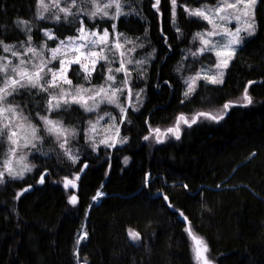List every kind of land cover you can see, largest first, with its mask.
<instances>
[{
	"label": "trees",
	"instance_id": "trees-1",
	"mask_svg": "<svg viewBox=\"0 0 264 264\" xmlns=\"http://www.w3.org/2000/svg\"><path fill=\"white\" fill-rule=\"evenodd\" d=\"M131 1L136 15L119 17L116 31L143 43L139 57H152L144 73H131V87L143 91V101L135 112L126 109L120 122L125 142L102 160L100 149L93 153L85 147L82 133L75 164L58 144L49 143L32 155L37 166L25 177L5 178L0 183V264H194L185 231L189 227L207 244L214 264H264V0L254 11V35L228 63L223 83L198 80L188 97L185 77L200 66H213L215 56H186L196 47L194 34L208 24L188 17L184 7L219 0H176V28L170 0H160L157 7L156 0ZM36 3L0 0V40L8 45L25 40L19 20L29 22L38 47L76 35L77 22L38 20ZM85 22L102 29L113 21ZM44 29L55 38L46 41ZM103 66L97 65L90 84L102 81ZM67 78L72 85L85 82L77 64ZM246 87L252 103L241 107ZM15 98L39 130L43 114L79 129L88 117L79 105L46 114V94L35 88L23 89ZM229 101L237 106L219 122L199 117L191 127L181 123L179 140L167 133L179 115L217 114ZM157 128L165 134L162 143L150 134ZM83 163L87 167L81 171ZM72 175L80 177L72 193L75 205L63 189V178ZM27 186L32 191L23 192ZM98 189L104 195L98 205L91 204ZM129 230L140 239L132 240ZM81 231L86 237L78 245Z\"/></svg>",
	"mask_w": 264,
	"mask_h": 264
},
{
	"label": "rangeland",
	"instance_id": "rangeland-1",
	"mask_svg": "<svg viewBox=\"0 0 264 264\" xmlns=\"http://www.w3.org/2000/svg\"><path fill=\"white\" fill-rule=\"evenodd\" d=\"M171 1V17H172V24L174 26V28H176L175 23H173V20L175 21V17H173V4H172V0ZM52 2L53 0H44L45 4L49 5V10L48 11H44L43 8H40L38 6V3H36V18L38 20H42V21H46L49 23H54L57 24L59 21H63L64 23H73V22H77L78 23V27L76 29V36L79 35L78 33V29L80 27V22L84 21L85 24V28L87 31L91 32V31H96L99 35H102L104 30L107 29L109 32V36H108V43H107V48L104 51V55L107 57L106 60H101L98 59L97 57H85V55H83V53H86L88 51L87 48L84 49H80L79 52H77L74 48L71 47H65L62 48L61 51L59 53H57V59L52 60V62L50 64H48V68H53V69H59L60 68V63L59 61L61 59L64 60H71L74 59L76 56H80L81 59V63H85L88 64L89 69H92V64H91V60L96 59L97 63L95 65V68L97 67L98 64H102L103 63V69H104V75H103V79L100 83H92L90 84V80H85L84 83L81 84H77V85H68L66 83L63 82L62 79H58L57 80V84L58 87H54V88H48L46 92H44L46 94L47 100L45 103V110H46V114H56L57 111H60L61 109H65L66 107H71L72 105H79L81 106L79 103H69V104H61V106L56 109L53 110L51 113L48 112L47 109V103H48V98L50 95H55L57 97H59L62 94V89L66 92L72 93L73 95L76 94V89L79 86H83L84 88L87 89H99L101 86L103 87H108L109 84H112L113 88H122L123 91L117 93V97L118 99L116 100V103H108L107 100H103V102L99 103V107L95 110V111H85V109L83 107L82 110L84 111V113H86L87 120L84 122L83 124V131L82 129H79L76 125V128H71V127H67L65 125L62 126L65 128H68L70 130H73L75 132L74 136H69L68 137V143L66 144L65 148L66 149H70L71 154H73L75 157H77L76 162L80 159L81 157V150L80 147L76 144V142H78V138L77 135L79 136L80 134L83 135V142L85 147L90 150L93 153H97L98 150H101V159L105 160L110 158V153L111 150L113 148H118L120 146H122L121 142L122 141V137L118 134L117 135V129H120V122L123 121L124 119V113H122L120 111L121 107L126 109H129L133 112L137 111L139 106L141 105L142 101H143V91L141 90H137V89H133L131 87V80H129V85L128 87H124L123 84V80L125 78V74L124 72H115L116 68L120 67V62L122 59L124 60H131L133 61V63H127L125 66L126 68L132 73V72H136L139 73V75H141L140 73H144L145 71V65L147 64V61H149L152 57V54L150 55V57H147V59L139 57L140 54V50L142 49V47L144 46L142 42L137 41L134 38H130L127 36H124L122 33H118L115 29V31H113L112 29V25L115 24V22L118 20L119 17H123V18H127L128 16H133L136 15L137 12V8L136 7H132V1L131 0H120V5H121V11L123 14L119 15L118 17H116V8H115V4H113L112 7L110 8H106L104 9V11H107L109 13V16L111 17H116L115 19H111L109 18V16H102L101 14H98L96 17L91 18L89 15L84 14L85 12H91L94 11L95 9L93 8V4H92V0H76V5L75 7H72V0H60V7H68L70 9V11L74 14V15H69L67 17L64 16V13L59 12V9L57 7L52 6ZM97 2L100 4V6H103L105 3H110L111 0H97ZM226 3H236V0H219L215 5H207V4H201L199 6H193V7H184V12L188 17L191 18H197L200 20L205 21L208 25L205 31H199L196 32L194 34V37L196 36L197 33H204L206 31H212L213 27L212 24H209L208 21L204 20L202 17H198V16H190L188 12L185 11V9H189V10H193V9H205L206 10V14L210 15V18L213 19V22L221 25V27L217 28L216 31H219L221 33H223V26L226 25L227 29H229L230 31L234 32L236 30L237 27H245L246 25L243 22H247V23H252L254 26L255 20H254V11L255 8L257 6L258 0L256 2L255 5L250 6L251 10H252V15L249 16H244L242 15V12L244 11H248V9H245L244 4L240 3L237 5V8H227L225 12L221 13V15H228V16H240L241 17V23H238L235 19H232L230 22L228 21H221L219 19V17L217 16V14L215 13V11L212 12H208V10H214L218 5L220 4H226ZM39 12H43L44 15V19H40L38 16ZM59 15L61 17V19L59 21H57L55 19V15ZM85 19L88 20H105V21H113L110 25V28H106L103 27L102 29H99L98 27L95 28H90L88 25H86ZM110 23V22H109ZM19 28L25 33V40L20 42V43H14V44H10V45H15L14 47V51H17L20 55L19 57H14L11 55V53L8 52H4L3 50V54H0V57H5V59L0 60V65L6 64L9 60L12 62L9 66H8V70L6 73L4 72H0V87H3V82L4 79L6 78V76H11L15 79H19L18 76H16V73L12 72L11 69L13 66L15 65H19L20 63V59L25 60L26 62L31 60L32 63H26L25 65H22L21 67H25L27 68L29 71L34 70L33 69V64H39L41 63L42 60H49L51 59V52L49 51L50 48H56L61 41H65V43H68V37L64 38L63 40H58L56 42V44L54 46H49L47 44L48 47H44L45 43L40 44V47H38L35 43L32 42V40L29 42L28 41V36L31 35V31L28 32L25 28L24 25H18ZM47 30H51V29H44L41 31V33L44 36V39H46V41H49L51 39H48V37H46L44 35L45 31ZM52 32V30H51ZM29 33V34H28ZM119 34V35H118ZM240 35L242 37H244L242 43L238 46H234L236 48L235 53L237 52V50L241 47V45L243 44V42L253 36H249L247 34V31H242L240 33ZM93 39H96V37H93ZM130 40L132 41L131 43H126L125 40ZM211 39L213 40H223L226 42L227 40V36L222 34L219 36H215L212 37ZM195 49L194 50H190L188 52V54L186 56H188L191 59H196L197 56H193L191 55L192 52H195L198 48L201 47L200 44V40L197 39H192ZM120 43L121 45H123L122 48L117 49L114 47V45L116 43ZM77 44H81L84 43V41H77ZM139 45H142L139 46ZM28 47H33L36 49L37 55H34L33 53H27L25 55L26 49ZM89 47H91V45H89ZM105 46L103 44H99L96 47V51L99 52L100 48H104ZM135 48V51H131V49ZM121 52L124 53V56H121ZM205 53H210L212 55L215 56L214 53L212 52H205ZM204 53V54H205ZM235 53L229 58V57H221L220 60H224V59H228V63L232 60V58L234 57ZM201 56V55H198ZM103 61V62H102ZM135 61H145L143 64H137L135 63ZM111 62V63H110ZM218 62V58L215 56V64L213 66H209V65H204V66H200V68H198L194 73H192L191 75L185 77V80L190 77V76H195L196 73L201 72L202 70L206 71V72H211V73H217L220 71L225 72V68L226 67H221V68H217L216 64ZM74 65L71 64L68 66V70L69 68ZM81 70L80 64H77ZM111 67L113 69L112 75H114L116 77V83L113 84L111 81H107L106 82V77L109 74L108 73V68ZM82 73L85 76V72L83 70H81ZM45 73H47V68L45 69ZM94 73V71H92V74ZM91 74V76H92ZM52 76L51 73H47L46 75H44V80H51ZM131 79V78H130ZM223 79V77H222ZM199 80H204L206 82H208L206 79H199ZM198 81V80H197ZM196 81V82H197ZM41 83H43V81H41ZM219 84V83H218ZM187 86V85H186ZM129 88L131 89V95H129ZM23 89H33L32 87H25V88H17L16 91L13 92V94L9 97H7V101L10 102L12 107H15L17 112L20 113V116L22 117H26V115L24 114V111L21 107V105L16 104L15 101V97L21 93V90ZM37 92H41L39 88H35ZM11 90V89H10ZM94 92L90 91L87 93H81V95H83L85 97V99L90 96L93 95ZM70 99V97H68ZM101 100V97H97L95 102H99ZM94 101L92 100H88V105L92 106L94 103ZM4 107H8L9 104L5 103L3 105ZM60 109V110H59ZM107 113V115H106ZM44 115V114H43ZM5 116L7 117V119H5ZM100 117H103V119H100ZM27 118V117H26ZM115 118V119H113ZM52 120H57L60 121V119H57L56 117H52L50 118ZM98 121V122H97ZM41 122V129L38 131L37 135L42 136L43 139L40 141H33V143L36 144V147L33 148L31 147V145H29L28 147H23L24 143H25V138L30 139V134L27 131V123H31L33 125H35L30 119L27 118L26 121L20 119L19 117H13L11 113H5L3 116H0V131H3L4 135L2 136V138H0V141H3V155L1 154L0 156V172L4 173V179L5 178H10L13 180L16 179H22L23 177H25L29 172L25 171L23 173V177L22 178H12V176L8 175V172L6 170V164H8L9 166H11L12 168H14L17 171L22 170L23 166L26 164L29 167L32 168V170L34 169L35 166H37L36 162L34 161L32 155L34 154H40V150L45 151L47 146H49V143L52 144H58L59 142L56 140V137L54 135H50L47 133V131L45 130V126L43 124V122L40 120ZM5 124H8L9 127L8 128H4L3 126ZM20 125H24V127H20ZM95 125V129L92 131H89L91 126ZM36 126V125H35ZM38 129L39 127L36 126ZM9 130L11 131H16L17 132V137H14V139H18V145H13L11 143V141L8 138V133ZM41 130L43 131V134H41ZM161 133H163V130H160ZM153 134V138L155 140H157V134L152 133ZM155 134V135H154ZM172 135V134H171ZM89 137H91V139H89ZM44 138H46V140L49 138V140L46 142L44 141ZM63 138L61 139L62 142ZM103 140H107L109 144H112L113 141H115V146L114 147H106L104 144L100 143V141ZM93 145H95L96 150L93 151ZM15 148V154L13 155L11 149ZM44 149V150H43ZM65 155V150L61 149ZM21 155H25V159L23 161L20 160V156ZM66 159L73 163L72 160H70L68 158L67 155H65ZM75 162V163H76ZM73 163V164H75ZM85 165V163L82 164L80 170L83 169V166ZM65 178L69 179V180H75L76 182V175H72V176H66L63 178V189L65 190V192H67L68 194V201H69V197L72 195L73 191L76 189V187H69L68 189H65L64 187V180ZM100 189L97 190L96 194L94 195V197H96V199H94L93 197V201L96 204L97 202H99L100 200V196H103L104 193L101 191ZM101 193V195L99 197H97V193ZM188 234V233H187ZM81 236H84V233L81 231L79 234V238ZM196 236V235H195ZM189 237V241H190V247H191V254H192V260L194 264H199V262L196 260L195 257V252H194V242L192 240V238L188 235ZM198 237V236H196ZM199 238V237H198ZM205 256L211 261V259L208 257L207 253H205ZM212 264H214L213 261H211Z\"/></svg>",
	"mask_w": 264,
	"mask_h": 264
},
{
	"label": "snow or ice",
	"instance_id": "snow-or-ice-1",
	"mask_svg": "<svg viewBox=\"0 0 264 264\" xmlns=\"http://www.w3.org/2000/svg\"><path fill=\"white\" fill-rule=\"evenodd\" d=\"M160 0H156V5L154 7H157L159 4ZM257 0H236V3H226V4H220L218 5L214 10H208V12L215 11L217 16L221 21H228L230 22L232 19H235L238 23H241V17L240 16H228V15H221V13L225 12L227 8H237V5L240 3L244 4L245 9H248V11L242 12V15L244 16H249L252 15V10L250 6L255 5ZM38 6L40 8H43L44 11L49 10V5L44 3V0H37ZM93 8L95 9L94 11L91 12H85L84 14L89 15L91 18L96 17L98 14H101L102 16H109V13L107 11H104L106 8H110L115 4L116 8V17L119 15L123 14L121 11V5H120V0H111L110 3H105L103 6H100V4L97 2V0H92ZM173 4V17L175 16V4L176 0H172ZM76 5V0H72V7H75ZM52 6L57 7L59 9V12L64 13V16L67 17L69 15H74L68 7H60V0H53ZM186 12L189 13L190 16H198L202 17L204 20L208 21L209 24H212L213 30L212 31H206L204 33H197L196 36L194 37L195 39L200 40L201 47L198 48L195 52H192L191 55L193 56H198V55H203L205 52H212L215 54V56L218 58V62L216 64L217 68L221 67H227L228 66V59L220 60L221 57H231L235 51L236 48L234 46H238L242 43L244 37L240 35L242 31H247V34L249 36L254 34V26L252 23H247L243 22L246 26L245 27H237L234 32L230 31L227 29V26H223V33L216 31L217 28L221 27V25H218L213 22V19L210 18L209 14H206L205 9H185ZM55 15V14H54ZM38 16L40 19H44L43 12H39ZM116 17H111V19H115ZM55 19L59 21L61 17L59 15H55ZM173 23L175 21L173 20ZM18 25H24L26 30L28 32L31 31V28L29 26V22L25 20H19L17 21ZM113 31L116 29V25H112ZM79 35L76 37H68V43L66 44L65 41H61L60 44L56 48H50L49 51L51 52V59L49 60H42L41 63L39 64H33V69L32 71H29L25 67H21L22 65H25L26 63H32L31 60L25 61L23 59H20L19 65H15L12 67L11 71L16 73V76L19 77V79H15L11 76H6L3 82V87H0V116H3L5 113H11L12 116L19 117L20 119L26 121V117L20 116V113L17 112L15 107H12L10 102L7 101V97L11 96L14 91L17 90V88H25V87H32V88H39L41 92H46L48 88H54L58 87L57 80L62 79L64 83L71 85L72 81L67 78V72H68V66L71 64H80L81 70L85 72L84 79L85 80H90L92 71L95 70V65L97 63L96 59L91 60L92 64V69L90 70L88 67V64L81 63L80 56H76L74 59L71 60H64L61 59L59 61L60 63V68L59 69H53V68H48V64L52 62V60L57 59V53L61 51L62 48L65 47H71L74 48L77 52L80 51V49L87 48L88 51L86 53H83L85 57H97L98 59L101 60H106L107 57L104 55V51L107 48V43H108V36L109 32L107 29L104 30L102 35H99L96 31H87L85 28L84 21L80 22V27L77 30ZM226 35L227 40L226 42L223 40H213L211 39L212 37L219 36V35ZM44 35L48 37V39H54L55 37L53 36L51 30L45 31ZM119 35V34H118ZM93 37H96V39H93ZM32 40L31 35L28 36V41L30 42ZM84 41V43L77 44V41ZM126 43H131L132 41L130 40H125ZM99 44H103L105 47L100 48L99 52H97L95 49ZM0 45L3 46L4 52L11 53L12 56L14 57H19V53L17 51H14L15 45H8L5 44L2 40H0ZM91 45V47H89ZM142 47V45H139ZM44 47H48L47 44L45 43ZM115 48L120 49L123 47L120 43H116L114 45ZM131 51H135V48L131 49ZM27 53H33L34 55H37L36 49L33 47H28L26 49L25 55ZM121 56H124V53L121 52ZM5 59V57H0V60ZM145 61H135L137 64H143ZM12 62L9 60L6 64L0 65V72L6 73L8 70V66ZM111 63V62H110ZM127 63H133L131 60H124L122 59L120 62V67L115 69V72H124L125 78L123 80L124 87H128L129 85V80L131 77V72L126 68ZM47 68V73H51L52 79L51 80H44V75L45 69ZM113 69L111 67L108 68V75L106 77V82L111 81L113 84L116 83V77L112 75ZM224 76V72L220 71L217 73H211V72H206L202 70L201 72L196 73L195 76H190L185 80V84L187 85V89L184 93L185 97H188L191 93L195 91L196 87V81L203 78L208 81L210 84H218V83H223L222 77ZM43 81V83H41ZM11 89V90H10ZM62 94L57 97L55 95H50L48 98V103H47V109L48 112L51 113L53 110L58 109L61 104H69V103H79L81 107L85 109V111L91 112L95 111L99 107V103L103 102V100H107L108 103H116V100L118 99L117 93L122 92V88H113L112 84H109L108 87H103L101 86L99 89H87L84 88L83 86H79L76 89V94L73 95L72 93L66 92L63 89L61 90ZM94 92L93 95L88 96L86 99L81 93H87V92ZM129 95H131V89L129 88ZM70 97V99L68 98ZM97 97H101V100L99 102H95ZM88 100H92L95 103L92 106L88 105ZM242 100L244 101L243 104H240L239 106L241 107H247L252 103V98L248 94V88L246 87L244 89V94L242 96ZM5 103H8V107H4L3 105ZM237 106V102L235 101H229L224 104L223 110L217 114H212V113H205V112H198L195 115L191 117V119L187 118L184 114H181L177 117L176 120V125L174 127H170L167 129V133H171L172 135L175 136L177 140L180 139V124L183 123L187 125L188 127H191L193 124L197 123V120L199 117H205L207 119L215 120L216 122H219L220 120L224 119V116L227 114V111L231 108ZM120 111L124 113L126 110L121 107ZM39 115V114H38ZM107 115V113H106ZM40 120L43 122L45 126V130L47 131L48 134L54 135L56 137V140L59 142V147L61 149L65 150V155L68 156L70 160L73 161V163L76 162L77 157H75L73 154H71L70 149H66L65 146L68 143V137L69 136H74L75 132L73 130H70L68 128H65L62 126L60 121L57 120H52L49 119L47 115H41ZM5 119L7 117L5 116ZM100 119H103V117H100ZM115 119V118H113ZM98 122V121H97ZM4 128H8L9 125L5 124L3 126ZM20 127H24V125H20ZM95 129V125H92L89 131H92ZM27 131L30 134V139L25 138V143L23 147H28L31 145V147L35 148L36 144L33 143V141H40L43 139L42 136L37 135L39 129L31 124L27 123ZM155 133L157 134V142L162 143L163 142V137L164 133H161L160 129H150V134ZM119 134V130L117 129V135ZM4 135L3 131H0V138ZM14 137H17V132L16 131H11L9 130L8 133V138L11 141L13 145H18V139H14ZM63 138L62 142L61 139ZM91 139V137H89ZM145 140L149 139V136L144 137ZM121 143L125 141H120ZM100 143L104 144L106 147H114L115 146V141H113L112 144H109L107 140L100 141ZM96 150L95 145H93V151ZM13 155L15 154L16 149L13 148L11 149ZM25 159V155L20 156V160L23 161ZM127 161L125 160V163ZM85 168L87 165L84 166ZM6 170L8 172V175L12 176V178H22L23 173L25 171L30 172L32 170L31 167L28 165H24L22 170L17 171L8 164H6ZM83 171V169L81 170ZM45 175H42L40 178V183H44L45 181ZM80 177L77 175L76 179L78 180ZM4 182V173L0 172V183ZM76 187V182L75 180H69L65 178L64 180V187L65 189H68L69 187ZM186 187V186H185ZM101 193H97V197H99ZM96 199V197H94ZM167 199V197H165ZM70 204L75 205L77 203V197L75 195H71L69 197ZM185 231L188 233V235L192 238L194 242V252H195V257L196 260L199 262V264H212V262L205 256V253L208 251L207 244L200 238L196 237L191 228H186ZM86 236V233L84 236H81L77 240V244H80V241L84 239ZM129 236L132 240H139L140 236L137 232H134L132 230H129ZM78 255V253H77Z\"/></svg>",
	"mask_w": 264,
	"mask_h": 264
},
{
	"label": "water",
	"instance_id": "water-1",
	"mask_svg": "<svg viewBox=\"0 0 264 264\" xmlns=\"http://www.w3.org/2000/svg\"><path fill=\"white\" fill-rule=\"evenodd\" d=\"M47 175V173L46 172H44L42 175ZM41 175V176H42ZM46 177V176H45ZM41 178V177H40ZM29 191H32V187L31 186H27V187H25L24 189H23V192H29Z\"/></svg>",
	"mask_w": 264,
	"mask_h": 264
}]
</instances>
